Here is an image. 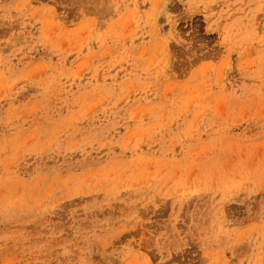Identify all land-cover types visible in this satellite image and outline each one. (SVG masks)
<instances>
[{
    "label": "rangeland",
    "instance_id": "374dc122",
    "mask_svg": "<svg viewBox=\"0 0 264 264\" xmlns=\"http://www.w3.org/2000/svg\"><path fill=\"white\" fill-rule=\"evenodd\" d=\"M0 264H264V0H0Z\"/></svg>",
    "mask_w": 264,
    "mask_h": 264
}]
</instances>
